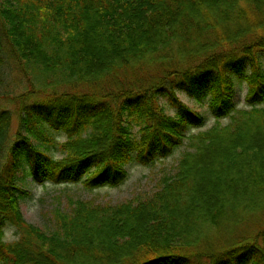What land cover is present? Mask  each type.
Instances as JSON below:
<instances>
[{"label":"trees","instance_id":"16d2710c","mask_svg":"<svg viewBox=\"0 0 264 264\" xmlns=\"http://www.w3.org/2000/svg\"><path fill=\"white\" fill-rule=\"evenodd\" d=\"M260 53L264 0H0V264H264V219L229 246L221 235L264 215ZM180 93L209 101L214 126L195 134L206 119ZM184 146L146 198L69 199L45 229L21 212L26 177L115 188Z\"/></svg>","mask_w":264,"mask_h":264},{"label":"rangeland","instance_id":"374dc122","mask_svg":"<svg viewBox=\"0 0 264 264\" xmlns=\"http://www.w3.org/2000/svg\"><path fill=\"white\" fill-rule=\"evenodd\" d=\"M257 65L264 71V53H260L258 56V60L256 61ZM11 85H16L18 87H22L20 76L17 74L14 76ZM9 86L8 90L10 93L13 92V87ZM234 86H235V101L237 107L239 109L248 108L246 106V95L248 93V85L244 81H240L234 78ZM23 91V90H20ZM18 91V94H20ZM179 99L182 100L183 105L188 107L189 109H193L198 112L206 119V125L203 128L194 129V133L198 134L200 132L206 131L214 126L215 119L211 115V111L209 106V101H205L204 103L199 104L193 99L187 98L184 94L180 93ZM6 101H9L6 100ZM4 101L3 105L8 109H12L14 111V121L12 124V133L15 134L18 130V117L16 116V107ZM167 113L169 115H174L176 110L168 109ZM229 119H224L222 124L229 123ZM58 136V140L60 143L65 141L63 136ZM187 148L184 146L180 150H177L175 154L166 159L162 160V162H157L151 168L144 166L143 164H139L138 162H133L128 167V180L125 181L121 186L118 187H104L96 190L86 189L82 185V183L78 184H57L54 185L52 183L39 184L36 181L32 180L30 177H26L23 180L22 187L24 190L29 192L28 196H25L20 202L21 212L24 214L25 220L29 223L39 226L43 229L50 225V214L54 208H65L68 209L70 205V200H94L98 204H113L118 205L122 202L132 201L133 199H142L146 198L153 193L158 187L160 180L164 176H171L175 171V167L178 164L182 154ZM49 155L53 158L62 159L64 158L63 153L59 148L52 149L49 152ZM21 177V175H19ZM263 216L251 218L249 217V221H246L245 224H241L240 229H234L232 227H226L227 229L223 230L221 235L223 237V242H226V245L229 246L233 244L237 239L249 237L251 233L258 232L257 227L261 226L263 222ZM227 224V222H226ZM245 226V227H244ZM251 226V227H250ZM250 228V229H249ZM253 228V229H252ZM213 233L209 234L212 238H221V236L217 235V229L212 228ZM15 229L13 227H8L6 229V240L14 241L15 237ZM217 235V236H216ZM218 241V240H216Z\"/></svg>","mask_w":264,"mask_h":264}]
</instances>
